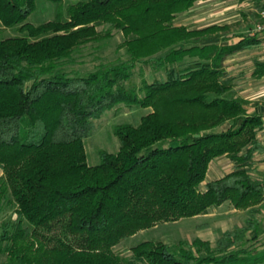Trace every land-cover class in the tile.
I'll use <instances>...</instances> for the list:
<instances>
[{
    "label": "trees",
    "instance_id": "1",
    "mask_svg": "<svg viewBox=\"0 0 264 264\" xmlns=\"http://www.w3.org/2000/svg\"><path fill=\"white\" fill-rule=\"evenodd\" d=\"M59 6L55 19L32 24L37 0H0V214L3 264H248L250 233L261 224L264 176L253 171L264 153L261 114L233 96L225 59L261 43L241 35L211 42L228 25L190 29L176 15L200 0H81ZM261 8V7H260ZM106 26L103 32L99 26ZM119 30L127 58L78 74L66 71L74 52ZM137 64L164 71L130 85ZM264 73V61L255 62ZM150 109L136 125L119 124L115 153L89 165L84 145L95 120L118 104ZM226 122L225 130H215ZM226 156L233 168L204 184L209 164ZM203 189H201V185ZM230 203L248 210L245 224L225 230L214 246L195 238L169 246L146 240L124 257L123 239L161 222L206 214Z\"/></svg>",
    "mask_w": 264,
    "mask_h": 264
},
{
    "label": "rangeland",
    "instance_id": "2",
    "mask_svg": "<svg viewBox=\"0 0 264 264\" xmlns=\"http://www.w3.org/2000/svg\"><path fill=\"white\" fill-rule=\"evenodd\" d=\"M81 0H62V17L66 18L65 8L71 3H75ZM209 3V2H208ZM207 2H196L187 12V14H178L175 19L176 24H184L189 28H202L213 24L217 21V17L213 14L217 8L209 5ZM227 5L223 16L228 17L229 20L234 19L236 22L228 23L226 31L221 32L222 35H226L227 39L233 34H244L246 32L251 33L255 25L260 21L254 10L238 9L234 0H227ZM235 5V7H234ZM59 12V6L47 2L44 0H37L36 10L28 17L27 21L32 24H40L42 22L53 20L56 18ZM227 25V24H226ZM103 32L107 29L104 25L98 27ZM1 37L19 36V32L15 28H3L0 23ZM233 32V34H231ZM235 32V33H234ZM219 34V33H218ZM124 36L119 30L113 29L111 36L105 38L102 41H94L82 45L73 54L72 61L66 65V71L76 72L78 74H84L94 70L96 67L106 64L117 63L119 61L126 60L127 54L122 46ZM212 41V40H211ZM229 42V40L225 41ZM243 75L242 82L235 83L232 88V95L242 97L247 101V109L250 108V92L252 90V81L254 75L252 74V62L250 58H245L241 64ZM164 75V71L155 69L150 65L137 64L134 76L130 81V85L139 89L142 85V81L146 80L151 82L154 79L160 78ZM150 109L141 108L136 105L118 104L106 111L99 119L95 120V129L92 134L84 140L87 162L89 165H95L101 161V152L106 151L115 153L119 149V140L114 134V127L119 124H132L139 123L140 118L149 113ZM230 125V122H226L215 130L226 128ZM225 164L222 168V174H226L231 170V161L225 157ZM264 163V159L260 160ZM259 161H254L258 163ZM259 165V164H258ZM212 168L209 170V173ZM254 174L264 175V169L260 170L255 168ZM214 180L209 174L206 176L205 181ZM201 185V189H203ZM3 211L0 214V235L3 232L1 223L13 220L16 217L15 208L8 204L7 201H3ZM220 209L210 210L207 215L200 217L183 218L176 222H161L157 225L141 230L135 235L129 236L123 239L113 249L121 256L130 255L129 249L139 244L142 241L154 240L161 241L169 246H174L179 241L191 242L195 238L209 241L212 246L215 245L219 236L225 231L235 227H239L245 224V220L249 217V212H236L233 211V206L226 202ZM261 224L257 230L250 233V236L254 239V253L260 254L264 252V210L260 215ZM2 245V243H0ZM248 264H254L256 259L253 257L248 258ZM7 261V256L0 252V264ZM256 264H264V261Z\"/></svg>",
    "mask_w": 264,
    "mask_h": 264
},
{
    "label": "crops",
    "instance_id": "3",
    "mask_svg": "<svg viewBox=\"0 0 264 264\" xmlns=\"http://www.w3.org/2000/svg\"><path fill=\"white\" fill-rule=\"evenodd\" d=\"M226 1L227 0H200L199 2H202V3L203 2H207V3L209 2L208 3L209 5L212 4L213 7L217 8L216 12H214L213 14L214 15L216 14L215 17H217L218 20L214 21L213 24H219V25H226L227 24L228 25V23H230V24L234 23V22H236V20H234V19L229 20V16L228 17L223 16V14L225 13V9L227 7V5L224 4ZM234 1H235V5L238 9L243 8V9L254 10L257 14V17L259 18L258 11H259L260 7L262 6L261 0H234ZM235 5H234V7H235ZM187 12H183L181 14H187ZM176 18H177V15H176L175 19ZM175 19H174V24H176ZM176 25H178V24H176ZM179 25H184V24H179ZM190 29H194V28H190ZM231 34H233V32ZM241 35H250V36L256 37L257 39H259L261 41V43L255 47H252V48L240 49V50L234 52L233 54L229 55L224 61V67H225L226 71H228L234 77L235 83L237 82L239 84L240 82L243 81V80L241 81L240 79H242V77H244L243 70L241 67L242 66L241 64L244 60V57L251 59V62L253 65L252 74L254 75L253 78H255V79H253V81L251 82L252 83V90L250 92V103H249L250 108L248 109V112L261 114L263 117V121H264V73L262 75L258 76L254 72L255 71V62L256 61H264V32L256 33L255 35H251V33L248 30V32H246L244 34L230 35L229 39L226 38L227 37L226 35H222V33L220 32L211 42L216 43L218 45L234 44V43H237L241 39V37H242ZM227 40H229V42H225ZM235 83H234V85H235ZM234 85H233V87H234ZM226 128L219 129V130H225ZM258 138L262 142H264V129L258 133ZM225 157L226 156H221V157H218V158H215L214 160H212L209 164L206 176L209 174L212 178H214V180L223 177L225 174L223 175L221 171H222V168L224 167V164H225V160H224ZM262 159H264V153H258L255 155L254 160H253V171H255V168H258L260 170L264 169V163H261V161H260ZM256 160L259 162L254 163V161H256ZM229 161H231V160L229 159ZM231 167L233 168V162L232 161H231ZM211 168H212V171L209 173V170ZM232 168H231V170H232ZM231 170H229L228 172H230ZM258 176H262V175H258ZM206 182H208V181H204V184ZM224 204H227V203H223L219 207H214V208H211L210 210L220 209ZM233 211L243 212V211H247V210H238V209H235L233 207ZM207 213L202 214V215H207ZM202 215H198V217H200Z\"/></svg>",
    "mask_w": 264,
    "mask_h": 264
},
{
    "label": "built area",
    "instance_id": "4",
    "mask_svg": "<svg viewBox=\"0 0 264 264\" xmlns=\"http://www.w3.org/2000/svg\"><path fill=\"white\" fill-rule=\"evenodd\" d=\"M261 4L262 6L258 11L260 21L255 25L254 29L251 31V35L264 32V0H261Z\"/></svg>",
    "mask_w": 264,
    "mask_h": 264
}]
</instances>
